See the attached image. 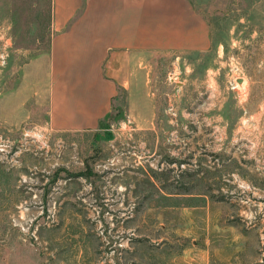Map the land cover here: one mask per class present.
I'll return each mask as SVG.
<instances>
[{"label":"rangeland","instance_id":"374dc122","mask_svg":"<svg viewBox=\"0 0 264 264\" xmlns=\"http://www.w3.org/2000/svg\"><path fill=\"white\" fill-rule=\"evenodd\" d=\"M187 1L204 50L149 54L96 129L56 131L31 86L50 0H0V264H264V0Z\"/></svg>","mask_w":264,"mask_h":264},{"label":"crops","instance_id":"0c3cea01","mask_svg":"<svg viewBox=\"0 0 264 264\" xmlns=\"http://www.w3.org/2000/svg\"><path fill=\"white\" fill-rule=\"evenodd\" d=\"M207 41L187 0H50L46 64L31 76L36 96L46 97L45 124L96 129L146 56L204 50Z\"/></svg>","mask_w":264,"mask_h":264}]
</instances>
